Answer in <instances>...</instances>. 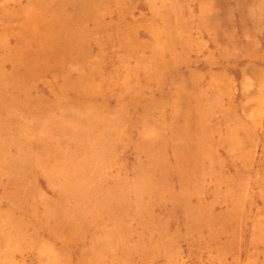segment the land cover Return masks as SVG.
<instances>
[{
    "label": "rangeland",
    "instance_id": "obj_1",
    "mask_svg": "<svg viewBox=\"0 0 264 264\" xmlns=\"http://www.w3.org/2000/svg\"><path fill=\"white\" fill-rule=\"evenodd\" d=\"M0 264H264V0H0Z\"/></svg>",
    "mask_w": 264,
    "mask_h": 264
}]
</instances>
